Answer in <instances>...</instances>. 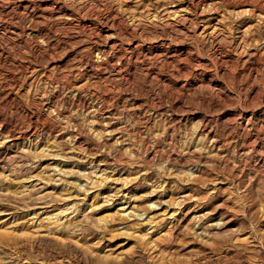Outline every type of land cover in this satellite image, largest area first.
Wrapping results in <instances>:
<instances>
[{
  "label": "rangeland",
  "instance_id": "1",
  "mask_svg": "<svg viewBox=\"0 0 264 264\" xmlns=\"http://www.w3.org/2000/svg\"><path fill=\"white\" fill-rule=\"evenodd\" d=\"M0 264H264V0H0Z\"/></svg>",
  "mask_w": 264,
  "mask_h": 264
}]
</instances>
